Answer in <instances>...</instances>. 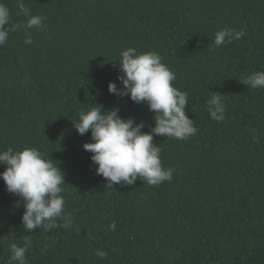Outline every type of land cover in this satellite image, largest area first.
<instances>
[{"label":"trees","instance_id":"16d2710c","mask_svg":"<svg viewBox=\"0 0 264 264\" xmlns=\"http://www.w3.org/2000/svg\"><path fill=\"white\" fill-rule=\"evenodd\" d=\"M0 2L14 23L26 22L17 0ZM24 3L44 27L20 28L0 46V151L49 154L64 173L72 224L26 232L23 201L0 179V264H8L9 245L26 238L28 264H264V88L240 83L264 71V0ZM221 28L245 35L214 47ZM130 47L157 52L175 73L172 84L188 93L185 112L199 131L186 140L154 136L162 166L174 169L170 181L109 188L81 147L90 133L79 135L72 121L103 105L143 121L145 132L154 126L146 104L107 90L110 81L122 88L116 66ZM212 92L223 95V121L210 119Z\"/></svg>","mask_w":264,"mask_h":264},{"label":"clouds","instance_id":"9594fccd","mask_svg":"<svg viewBox=\"0 0 264 264\" xmlns=\"http://www.w3.org/2000/svg\"><path fill=\"white\" fill-rule=\"evenodd\" d=\"M17 7L27 18L26 22L14 23L10 9L0 2V46L7 43L10 33L20 28L44 27V17L33 15L24 0H17ZM244 35L243 30L221 28L214 35L213 46L230 44ZM24 43H32L30 34ZM118 61L117 80L122 88L110 81L108 92L120 97L128 96L135 103L146 104L149 111L154 112V126L145 132L142 130L145 126L143 121L137 123L131 117L121 118L118 108L104 110L103 105H95L80 112L78 120L72 121V125L81 136L90 133L91 142L81 147L91 153L90 160L96 166L95 173L106 180L107 187L131 186L138 179L150 186H158L172 179L174 169L162 166L161 149L153 143L154 136L186 140L199 131L185 112L188 93L173 86L175 73L162 63L155 51L137 53L135 48L130 47L120 53ZM240 83L252 88H264V71L245 73ZM206 107L210 119H225L223 95L212 92ZM52 161L49 154L46 159L36 148L14 150L9 147L0 151V165L4 166L0 179L9 193L23 201L21 223L26 232L36 229L48 232L57 227L68 228L72 224L70 215L64 212L65 199L61 195V185L66 184L64 173ZM58 220L63 223H57ZM109 227L115 230L116 225L113 222ZM55 244L53 239L44 244L43 250L46 252ZM30 247L31 240L27 238L23 246L11 243L8 264H28L26 253ZM97 255L105 257L106 253L98 250Z\"/></svg>","mask_w":264,"mask_h":264}]
</instances>
